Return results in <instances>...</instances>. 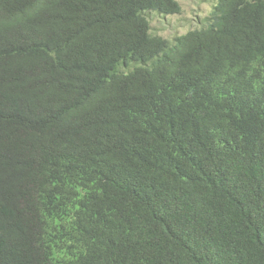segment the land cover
Segmentation results:
<instances>
[{
	"label": "trees",
	"instance_id": "1",
	"mask_svg": "<svg viewBox=\"0 0 264 264\" xmlns=\"http://www.w3.org/2000/svg\"><path fill=\"white\" fill-rule=\"evenodd\" d=\"M0 0V264H264V0Z\"/></svg>",
	"mask_w": 264,
	"mask_h": 264
},
{
	"label": "rangeland",
	"instance_id": "2",
	"mask_svg": "<svg viewBox=\"0 0 264 264\" xmlns=\"http://www.w3.org/2000/svg\"><path fill=\"white\" fill-rule=\"evenodd\" d=\"M179 3L181 9L178 13L163 15L149 12L147 14L153 33L170 40L203 26L217 0H179Z\"/></svg>",
	"mask_w": 264,
	"mask_h": 264
}]
</instances>
